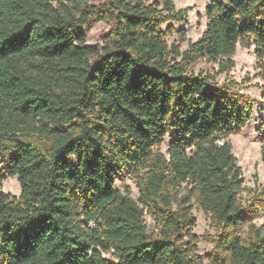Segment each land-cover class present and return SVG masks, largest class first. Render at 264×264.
I'll use <instances>...</instances> for the list:
<instances>
[{
    "label": "trees",
    "instance_id": "1",
    "mask_svg": "<svg viewBox=\"0 0 264 264\" xmlns=\"http://www.w3.org/2000/svg\"><path fill=\"white\" fill-rule=\"evenodd\" d=\"M85 1L0 0V264H198L193 203L223 264H264V191L239 199L226 139L253 101L188 70L231 63L238 43L263 59L264 0H209L184 51L162 30L185 15L173 0ZM91 18L112 21L101 45L85 41ZM121 169L137 199L115 187ZM14 175L19 196L1 189Z\"/></svg>",
    "mask_w": 264,
    "mask_h": 264
},
{
    "label": "rangeland",
    "instance_id": "2",
    "mask_svg": "<svg viewBox=\"0 0 264 264\" xmlns=\"http://www.w3.org/2000/svg\"><path fill=\"white\" fill-rule=\"evenodd\" d=\"M104 0H86L84 5H101ZM176 9L184 10L181 21L169 20L162 25L165 40L168 45H178L184 51L189 42L196 40L206 27L207 18L205 6L209 0H173ZM170 26V30L167 27ZM112 27L110 19L91 18L83 27L85 41L89 44H103L105 36ZM184 33L181 39V33ZM198 59L191 63L188 70L192 73L208 74L218 85L231 84L234 90L253 101V113L245 127L230 133L227 140L232 145V153L240 166L243 183L239 199L245 203L254 195L264 191V161L261 159L260 135H264V58L258 59L253 45L237 44L231 56V63ZM168 139L154 148L155 152L166 154ZM140 178L135 173H128L124 169L115 178V187L122 193H128L134 199L139 196ZM1 189L14 196H19L20 185L17 176H8L3 180ZM191 213L194 218L192 232L195 236L196 257L198 264H223L222 253L216 247L218 229L209 217L195 204ZM144 221L150 234L155 235L158 228L155 220L145 209ZM264 231V211L253 221ZM247 230L245 226L243 232ZM108 258L112 259L108 254Z\"/></svg>",
    "mask_w": 264,
    "mask_h": 264
}]
</instances>
